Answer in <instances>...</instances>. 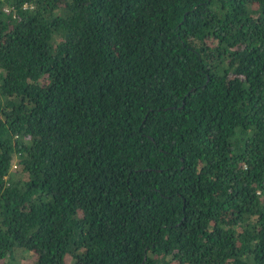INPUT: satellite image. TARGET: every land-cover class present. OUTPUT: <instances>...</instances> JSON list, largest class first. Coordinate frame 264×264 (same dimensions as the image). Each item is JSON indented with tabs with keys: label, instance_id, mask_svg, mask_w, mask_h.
Segmentation results:
<instances>
[{
	"label": "trees",
	"instance_id": "trees-1",
	"mask_svg": "<svg viewBox=\"0 0 264 264\" xmlns=\"http://www.w3.org/2000/svg\"><path fill=\"white\" fill-rule=\"evenodd\" d=\"M23 252L264 264V0H0V264Z\"/></svg>",
	"mask_w": 264,
	"mask_h": 264
},
{
	"label": "rangeland",
	"instance_id": "rangeland-1",
	"mask_svg": "<svg viewBox=\"0 0 264 264\" xmlns=\"http://www.w3.org/2000/svg\"><path fill=\"white\" fill-rule=\"evenodd\" d=\"M31 259H32V256H31L30 252H23L21 258L16 257V260H18L22 264H30ZM1 262H3V261H1Z\"/></svg>",
	"mask_w": 264,
	"mask_h": 264
}]
</instances>
